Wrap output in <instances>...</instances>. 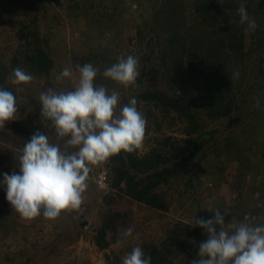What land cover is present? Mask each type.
Wrapping results in <instances>:
<instances>
[{"label": "trees", "instance_id": "trees-1", "mask_svg": "<svg viewBox=\"0 0 264 264\" xmlns=\"http://www.w3.org/2000/svg\"><path fill=\"white\" fill-rule=\"evenodd\" d=\"M105 1L112 2L117 10L124 0ZM218 1L195 0L188 8L186 0H159L138 26L136 40L141 49L136 57L140 60L141 75L135 86L127 90L123 104L135 97L138 109L144 103L159 113L173 114V120L183 126L184 136L165 137L144 156L139 155L138 149L109 159L110 191L101 192L96 186L94 189L96 202L99 197L103 202L93 227L95 245L100 250L129 239L131 236L118 235L129 227L133 229L132 236L140 231L138 224L131 225L134 205L168 213L171 190L184 181V193H190L196 169L206 166L220 174L226 163L237 161L236 180L240 182L233 186L241 191L245 183L256 181L264 168V153L258 167L249 155L259 154L258 147L264 145V0L259 5L255 0L243 2L257 22L256 30L251 33L245 31L246 24L239 23L237 9L241 2ZM72 2L76 10H82L79 1ZM101 15L102 24L97 22L93 26L116 28L115 23L106 22L111 18L108 13ZM42 16L41 10H37L31 21H20L18 50L8 61L0 58V87L13 92L15 97L17 85L11 84L14 68L20 67L33 77L51 76L55 70L49 41L41 33L45 24ZM98 32L103 35L102 31ZM113 62L103 50H92L88 57L77 59L76 65H100L104 72ZM234 72H239L238 79H231ZM98 79L97 75L96 85ZM106 82L111 86L115 83L109 78ZM256 99L260 101L259 108L254 106ZM156 120L160 129L161 124ZM45 122L54 130L50 121ZM224 122H228L226 130L222 128ZM10 126L8 136L13 134L16 139L22 135L16 122H7L4 134ZM246 209L243 214H248L253 224L264 223L259 219L264 208ZM232 220L236 221L229 216L226 222ZM84 229L79 223L78 239L84 235ZM206 239L203 229L179 222L172 225L164 238L146 242L141 248L146 256H151V264H190L199 250L198 244ZM106 256L112 259L108 253ZM31 261L28 257L20 264Z\"/></svg>", "mask_w": 264, "mask_h": 264}, {"label": "rangeland", "instance_id": "rangeland-1", "mask_svg": "<svg viewBox=\"0 0 264 264\" xmlns=\"http://www.w3.org/2000/svg\"><path fill=\"white\" fill-rule=\"evenodd\" d=\"M72 1L0 0V58L8 61L18 50L20 43L17 35L21 27L20 21H31L36 16L37 10H41V15L45 18L41 33L48 39L49 50L56 63L51 76L33 77L30 83L17 85V113L14 120L9 123H18L23 133L14 139L13 134L8 136L12 126L6 134H4L5 127L0 128L1 175L11 174L13 170L19 173L21 151L26 141L36 131L44 132L50 142H57L55 131L46 126L44 118L40 115L42 108L40 94L48 89H55L58 92L72 90L79 75L75 67L77 59L88 57L92 50L97 52L103 50V54L114 60L113 64L118 61V58L138 55L141 49L136 40L138 26L142 23L144 16L151 14L154 3L159 0H124L120 2L117 10L112 2L105 0H76L83 7L81 11L76 10ZM186 1L187 7L191 8V3L195 0ZM226 1L231 0L218 2ZM238 1L244 2V0ZM261 1L255 0L257 5ZM107 13L111 18L106 22L115 23V29H101L93 26L97 22L101 25V14ZM98 31H102L103 35ZM104 31H107V34ZM65 67L73 70V77L58 81L56 77ZM94 67L99 70L97 85L105 86L109 92L115 90L121 93V102L117 108L119 111L126 94L124 89L117 83L113 86L108 85L103 76L102 67L100 65ZM139 110L149 119L143 144L139 149L140 156L157 148L160 140L165 137L184 136L183 126L173 120V114L167 116L159 113L154 107L146 106L144 103L140 104ZM156 118L161 124L160 129L157 128ZM222 128L228 129V122L222 123ZM26 134L30 135V138H27ZM60 144L63 148L62 141ZM257 151L259 154H249L255 167L263 161L261 154L264 153V145H260ZM108 162L109 160L100 166L93 167L90 177L93 172L107 171L109 173ZM238 168V162L232 161L224 165V172L220 174H217L216 169L206 166L204 169H196L193 189L190 193H184L186 184L184 181L171 190L172 203L168 213L152 211L140 204L134 205L132 207L134 219L131 225L134 227L138 224L140 231L127 240L111 243L106 250H100L95 245L93 227L103 202L102 197H99L96 202L95 185L91 178H89V186L80 209L63 212L55 220H46L41 216L29 221L22 219L6 200L2 177L0 178V219L2 221L0 264H20L27 261L28 257L32 259L30 264H122L124 255L130 253L134 247H141L146 242L164 238L175 223L192 224L195 216H203L205 219L213 218L214 213L207 210L209 207L219 208L222 214L224 211L227 212L225 223L229 216L236 220L247 217L248 222L253 223L250 216L243 213L247 210L246 208L261 210V207L257 205L264 203V188H261V184L264 185V168L260 169V176L256 181L251 180L245 183L241 191H237L233 185L240 182L236 180ZM257 193H259L258 197ZM89 209H91L90 213L87 212ZM79 223H82L85 228V233L80 239L76 233ZM111 239L109 237V240ZM106 253L111 256V260L107 258Z\"/></svg>", "mask_w": 264, "mask_h": 264}, {"label": "clouds", "instance_id": "clouds-1", "mask_svg": "<svg viewBox=\"0 0 264 264\" xmlns=\"http://www.w3.org/2000/svg\"><path fill=\"white\" fill-rule=\"evenodd\" d=\"M237 13L239 23L246 24L245 31L254 32L255 18L251 17L242 2ZM78 80L72 90L48 89L39 96L40 115L51 122L56 143L38 130L26 141L19 156V173L3 175L6 200L24 220L43 217L55 220L63 212L80 209L88 189L93 167L106 163L111 157L133 153L142 147L147 119L131 97L121 102V93L97 86L94 81L98 69L91 63L77 64ZM138 57L128 55L107 67L103 76L119 84L127 93L141 75ZM11 84L30 83L32 74L20 67L12 72ZM73 70L65 67L56 79L72 78ZM239 78L234 72L233 80ZM255 107H260L256 99ZM17 113L13 92L0 87V128L13 121ZM63 142L61 148L60 142ZM259 196V193L256 194ZM257 207L264 208V204ZM213 218H193L191 226L204 230L207 239L198 244L196 257L190 264H264V223L253 224L247 217L225 223L227 212L209 207ZM259 219L264 221V214ZM218 226V227H217ZM131 227L120 232V237H130ZM140 246L134 247L122 258V264H151Z\"/></svg>", "mask_w": 264, "mask_h": 264}, {"label": "built area", "instance_id": "built-area-1", "mask_svg": "<svg viewBox=\"0 0 264 264\" xmlns=\"http://www.w3.org/2000/svg\"><path fill=\"white\" fill-rule=\"evenodd\" d=\"M90 178L99 191L101 192L110 191L109 175L107 171L93 172Z\"/></svg>", "mask_w": 264, "mask_h": 264}]
</instances>
